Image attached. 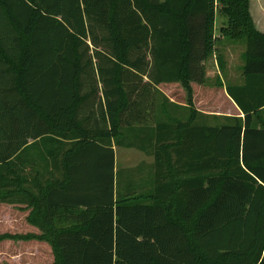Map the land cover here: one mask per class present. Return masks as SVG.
Instances as JSON below:
<instances>
[{
	"label": "trees",
	"instance_id": "16d2710c",
	"mask_svg": "<svg viewBox=\"0 0 264 264\" xmlns=\"http://www.w3.org/2000/svg\"><path fill=\"white\" fill-rule=\"evenodd\" d=\"M251 0H0V204L54 264H264V33ZM217 13L226 19L216 35ZM245 40L243 118L193 104ZM180 84L186 106L158 86ZM188 114H184V110ZM32 141V143H31ZM115 147L153 158L119 190Z\"/></svg>",
	"mask_w": 264,
	"mask_h": 264
},
{
	"label": "rangeland",
	"instance_id": "374dc122",
	"mask_svg": "<svg viewBox=\"0 0 264 264\" xmlns=\"http://www.w3.org/2000/svg\"><path fill=\"white\" fill-rule=\"evenodd\" d=\"M250 9L255 23H257L255 24L256 28L264 32V19L262 18L264 17V0H251ZM217 17V28H221L223 20L226 21V19H223L219 13H217ZM217 33H220V29H218ZM233 44L235 45L232 47L235 57V70H240L239 67H244L245 65L243 54L246 51V42L245 40H240L233 42ZM217 51L224 53V50L221 48H218ZM214 81L215 79L212 78L210 84L214 85ZM205 87H196L199 105L201 100L202 102L205 100L206 105L212 104L218 109L222 108L226 110L228 105L221 92L215 91L210 86ZM158 89L162 95H165L168 99L182 106L187 103V94L179 84H163L158 86ZM183 110L184 114L187 115L188 110ZM261 116L264 118V111ZM208 124L215 123L208 121ZM115 152L119 190L123 191L130 183L142 184L146 179L148 170L145 169L140 172L137 168L141 164L148 165L152 163L153 158L145 156V154L136 148L115 147ZM23 213L17 206H12L7 203L0 204V234L13 236L37 235L34 234V231L38 232V229L33 228L28 222V213ZM54 262L55 257L52 247L46 242H40L38 240H4L0 243V264H54Z\"/></svg>",
	"mask_w": 264,
	"mask_h": 264
},
{
	"label": "crops",
	"instance_id": "0c3cea01",
	"mask_svg": "<svg viewBox=\"0 0 264 264\" xmlns=\"http://www.w3.org/2000/svg\"><path fill=\"white\" fill-rule=\"evenodd\" d=\"M217 18L218 17H216V22H217ZM262 18L264 19V17H262ZM253 21H254V19H253ZM225 23H226V21L223 20L222 26ZM254 23H255V21H254ZM255 24H257V23H255ZM222 26H221V28H222ZM221 28H217V25L215 28L216 29V35L219 38L221 36H220V33H217V31H218V29L221 30ZM259 32H261V31L259 30ZM262 33H264V32H262ZM218 45H220V46L219 47L217 46V49L221 48L224 50V53L221 52V55H222L224 63H225L224 71L220 70L218 60H217L218 56H217V54H215L205 64L206 65V83H205V85H198L195 83L192 84L194 107H195L196 111H198V113L201 114V119L203 122L208 123V121H210V122L215 123V124H209V126L222 125V124L226 123V118H243V115L241 114L239 108L229 98V96L227 94V88L229 86H237V85L239 86V85H243L245 83V78H244V74H243V67L240 66L239 67L240 70H235V65H234L235 57H234V55H233L234 53L232 51V47L235 45L233 44L232 41H227V39L221 38ZM212 78L215 79L214 85L210 84ZM196 85L199 87H202V88H206L205 86H210V88L215 89V91L221 92V94L223 95V98L227 102L228 108L226 110H224L222 108L218 109L217 107H215L212 104L206 105L205 100H203V102L201 100L200 105H199L197 92H196V87H197ZM182 89H183V87H182ZM170 101L172 103L178 104L175 101H172L171 99H170ZM178 105H180V104H178ZM183 106H186V104H184ZM31 143H32V141H31ZM141 153H143V152H141ZM143 154H145V153H143ZM145 156H147V155L145 154ZM147 157H149V156H147ZM152 163H150L148 165H151ZM11 205L19 207V210L21 212H24L23 214H25L27 212L29 215V211L27 210L26 205H21V204H11ZM33 228L38 229L37 227H34V226H33ZM34 232H35L34 234H37V235L41 234V231L39 229H38V232H36V231H34Z\"/></svg>",
	"mask_w": 264,
	"mask_h": 264
}]
</instances>
